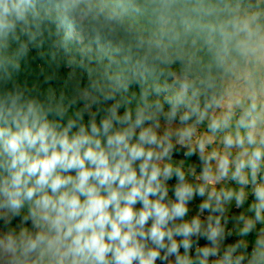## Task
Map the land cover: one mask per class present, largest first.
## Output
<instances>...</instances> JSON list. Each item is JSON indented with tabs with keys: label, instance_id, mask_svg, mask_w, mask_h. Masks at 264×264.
<instances>
[{
	"label": "clouds",
	"instance_id": "obj_1",
	"mask_svg": "<svg viewBox=\"0 0 264 264\" xmlns=\"http://www.w3.org/2000/svg\"><path fill=\"white\" fill-rule=\"evenodd\" d=\"M0 264H264V0H0Z\"/></svg>",
	"mask_w": 264,
	"mask_h": 264
},
{
	"label": "crops",
	"instance_id": "obj_2",
	"mask_svg": "<svg viewBox=\"0 0 264 264\" xmlns=\"http://www.w3.org/2000/svg\"><path fill=\"white\" fill-rule=\"evenodd\" d=\"M177 158H179V157H177ZM192 159H193V161H195L196 157H193ZM196 203H198V200L196 202H194L193 205H191V207L193 208V211H195V204ZM190 215H191V213H190ZM201 243H203V241H201Z\"/></svg>",
	"mask_w": 264,
	"mask_h": 264
},
{
	"label": "rangeland",
	"instance_id": "obj_3",
	"mask_svg": "<svg viewBox=\"0 0 264 264\" xmlns=\"http://www.w3.org/2000/svg\"><path fill=\"white\" fill-rule=\"evenodd\" d=\"M170 185L175 183V180L169 182ZM171 194V193H170Z\"/></svg>",
	"mask_w": 264,
	"mask_h": 264
}]
</instances>
